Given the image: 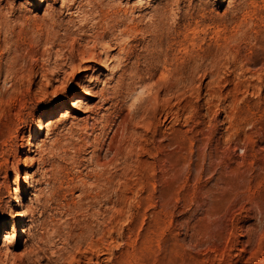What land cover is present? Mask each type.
Returning a JSON list of instances; mask_svg holds the SVG:
<instances>
[{
  "label": "rangeland",
  "instance_id": "374dc122",
  "mask_svg": "<svg viewBox=\"0 0 264 264\" xmlns=\"http://www.w3.org/2000/svg\"><path fill=\"white\" fill-rule=\"evenodd\" d=\"M0 264H264V0H0Z\"/></svg>",
  "mask_w": 264,
  "mask_h": 264
},
{
  "label": "bare ground",
  "instance_id": "6f19581e",
  "mask_svg": "<svg viewBox=\"0 0 264 264\" xmlns=\"http://www.w3.org/2000/svg\"><path fill=\"white\" fill-rule=\"evenodd\" d=\"M83 67H85V63L84 62H82V63H79L78 64V68L80 69V70H83L84 68ZM62 73V72H61ZM41 122V121H40ZM16 195H14V197H15ZM16 201H19V200H17L16 199ZM20 205V204H19Z\"/></svg>",
  "mask_w": 264,
  "mask_h": 264
}]
</instances>
